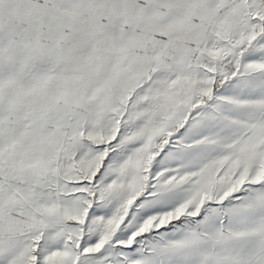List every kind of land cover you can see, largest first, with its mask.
<instances>
[{
	"label": "snow or ice",
	"instance_id": "1",
	"mask_svg": "<svg viewBox=\"0 0 264 264\" xmlns=\"http://www.w3.org/2000/svg\"><path fill=\"white\" fill-rule=\"evenodd\" d=\"M0 264H264V0H0Z\"/></svg>",
	"mask_w": 264,
	"mask_h": 264
}]
</instances>
